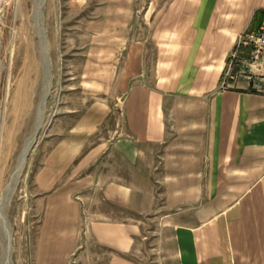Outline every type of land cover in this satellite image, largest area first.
<instances>
[{
    "label": "crops",
    "instance_id": "crops-1",
    "mask_svg": "<svg viewBox=\"0 0 264 264\" xmlns=\"http://www.w3.org/2000/svg\"><path fill=\"white\" fill-rule=\"evenodd\" d=\"M150 10L146 34L109 24L106 42L121 45L111 101L92 105L35 174L44 239L32 264H133L140 227L122 214L140 220L157 188L177 264H264V95L243 82L221 89L264 0H153Z\"/></svg>",
    "mask_w": 264,
    "mask_h": 264
},
{
    "label": "rangeland",
    "instance_id": "rangeland-1",
    "mask_svg": "<svg viewBox=\"0 0 264 264\" xmlns=\"http://www.w3.org/2000/svg\"><path fill=\"white\" fill-rule=\"evenodd\" d=\"M44 2L37 17L41 23L36 24L35 0H0V159L10 148L18 155L34 131L43 100L45 107L23 175L8 192L5 186L9 173L2 184L0 220L6 221L12 235L10 264H32L43 251L34 177L46 153L79 123L92 105L111 101L109 77L121 45L106 42L105 37L111 35L109 24L130 23V33L138 31L142 35L158 14L150 10L153 0H127L126 7L123 0ZM96 74H101L106 84L96 81ZM115 118L118 120L117 115L111 116L103 132L114 125ZM93 145L94 139L85 149ZM155 192L153 209L145 208L140 220L129 219L135 216L130 211L122 214L123 222H137L140 227L129 255L133 264H177L172 227L163 209V189L157 188ZM1 223L2 220L0 261L6 244Z\"/></svg>",
    "mask_w": 264,
    "mask_h": 264
},
{
    "label": "built area",
    "instance_id": "built-area-1",
    "mask_svg": "<svg viewBox=\"0 0 264 264\" xmlns=\"http://www.w3.org/2000/svg\"><path fill=\"white\" fill-rule=\"evenodd\" d=\"M241 49L248 51L246 57L239 58ZM239 82L250 92L264 95V22L255 33L239 37L221 89L234 88Z\"/></svg>",
    "mask_w": 264,
    "mask_h": 264
},
{
    "label": "bare ground",
    "instance_id": "bare-ground-1",
    "mask_svg": "<svg viewBox=\"0 0 264 264\" xmlns=\"http://www.w3.org/2000/svg\"><path fill=\"white\" fill-rule=\"evenodd\" d=\"M35 1H36V5H35V11L34 12H35V21L37 24V23H41L40 21H38L37 17L39 15L40 8L42 7L43 3H45V2H44V0H35ZM39 17H40V15H39ZM38 26H39V28H38L39 33H40L42 39L44 40L45 35L43 33V30H42L40 24H38ZM43 51H44V54H47L48 50H47V47H45V44L43 45ZM49 70H50V68H49ZM44 108L45 107H44V100H43L39 104V108H38L37 115H36V126L34 128V131L31 134V136L25 141V143H24L22 149L20 150V152L18 153V155L16 154V152L13 151L14 148H10L1 157V159H0V195L4 191L2 184H3V180H4L5 176L8 173H9L8 176H10V179L6 183V186H5L6 192H8L11 187L16 186L17 182L20 180L21 176L23 175V172L26 169L28 157L31 154L33 146L35 145L37 137H38L39 125H40L39 123H40V120L42 118ZM7 178L8 177H6V179ZM10 195H12V194H10ZM2 205H3L2 200L0 199V210L2 208ZM1 220L3 223V229H4V233H5V237H6V244H5V248H4V252H3V256L1 258L0 264H10L9 253L11 250L12 235L10 232V227L6 224V221L3 220L2 218H1Z\"/></svg>",
    "mask_w": 264,
    "mask_h": 264
}]
</instances>
